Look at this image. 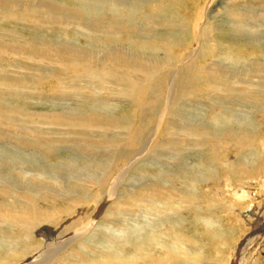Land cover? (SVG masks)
Listing matches in <instances>:
<instances>
[{"label":"bare ground","instance_id":"6f19581e","mask_svg":"<svg viewBox=\"0 0 264 264\" xmlns=\"http://www.w3.org/2000/svg\"><path fill=\"white\" fill-rule=\"evenodd\" d=\"M27 1L0 0V27L8 36H0V94L8 90L0 95V127L16 147L12 155L0 153V264L233 263L238 242L249 232L242 221L251 224L240 214L251 208L264 214V12L251 18L246 5L229 8L226 0L224 15L211 17L213 0H189L188 19L182 8L187 0H150L156 14L144 12L135 0ZM154 18V36L146 42L141 24ZM25 21L56 28L59 40L37 31L18 34L13 26ZM209 52L213 62L204 65L205 73L198 70L204 75L195 79L200 88L194 95L196 85L184 77L192 76ZM11 56L18 58L14 67L20 73L1 68ZM173 66L179 74L174 80V71L168 79L154 75ZM48 83L60 95L89 92L92 101L79 97L78 109L34 112L28 102H40L38 94ZM150 98L153 104L147 103ZM154 104L155 121L148 115L139 121L137 107L146 111ZM159 115L171 119L155 130ZM33 122L57 135L42 136L21 125ZM91 132L90 143L84 140L64 156L73 159L57 164L70 174L61 175L42 159L26 166L17 151L42 148L45 160L65 149L70 134L84 138ZM165 138L180 139L184 146H166ZM130 145L136 149L128 155ZM161 148L167 154L159 162L156 184L145 183L143 175L128 184V172L138 161L158 165ZM96 153L100 157L89 162ZM111 195L112 206L87 231L88 213L80 214L88 200ZM126 211L154 216L138 217L126 232ZM228 216L238 223L225 225ZM145 219L150 221L140 222ZM81 224L87 234L74 232ZM53 235L59 239L50 243ZM47 246L50 250L41 253ZM260 253L264 240L248 257Z\"/></svg>","mask_w":264,"mask_h":264},{"label":"rangeland","instance_id":"374dc122","mask_svg":"<svg viewBox=\"0 0 264 264\" xmlns=\"http://www.w3.org/2000/svg\"><path fill=\"white\" fill-rule=\"evenodd\" d=\"M23 3H22V2ZM33 3H38V2H40V1H43V0H31ZM136 1V3H139V4H141V5H144V12H148V13H150V14H156L157 12H154L151 8H149L148 7V4L150 3V0H135ZM230 1V0H229ZM16 2H17V0H16ZM18 2L20 3L21 2V4H24V3H26V2H28L27 0H18ZM225 3H226V0H213V2H212V5H211V8H210V13H209V16H211V17H215V16H222V15H224V8H225ZM188 4H190V1L189 0H187L184 4H183V6H182V8L186 11V14H185V16L189 19V16H191V15H189V12H188V10L189 9H187V8H185V6L186 5H188ZM229 8H231V6H238V7H241L242 8V5H246L245 6V8H247V9H249V12H247V10H246V12L248 13V15L247 16H250L251 18H252V16H251V14H253V16H256V15H258V16H256V17H258L259 18V15H263V13L262 12H264V0H231L230 2H229ZM259 12V13H258ZM128 15V14H127ZM137 16H139V15H137ZM220 16V17H221ZM194 19V18H193ZM158 19H148V20H144L143 21V23L141 24V35H143L144 37H145V40H146V42L147 41H149V40H151L152 38H153V36H154V31H155V28H153V26H152V22H156ZM203 20H205V18L203 19ZM202 20V22H200V24L201 23H203L204 21ZM189 21H192V18L189 20ZM213 22V24H218L220 21L219 20H213L212 21ZM32 25V26H31ZM52 25H55V24H52ZM35 26V27H34ZM200 26V25H199ZM15 29V31H17L18 32V34H26V35H29L31 32H33V31H37L36 33H38V34H40V37H44V38H49V39H52V40H59V37H60V35L58 34V31H57V29L56 28H54V29H52V30H47L46 29V27L40 22V21H34V22H30V21H25V22H23V24L20 22V25H17V26H13ZM31 27V28H30ZM149 29H151V33H148L146 30H149ZM4 30H5V26L3 27H0V36L2 37V38H7L8 36L5 34V32H4ZM47 30V31H46ZM156 30L157 31H159V32H162V33H165V31L161 28V27H159V26H156ZM54 31H56V32H54ZM2 34V35H1ZM179 53H178V52ZM176 52H177V54H178V56L179 55H181V53H183V51H185V48L183 47L181 50H177ZM89 53L91 54L92 52H91V50H89ZM127 59H130V61H132V59H131V57L128 55L127 57H126ZM7 60H8V63H5V64H3V65H5L4 67H2L1 66V68H4L5 70L6 69H8L7 71H11V72H19V71H16L17 69L14 67V65L15 66H17L18 64H19V60H18V58H16V57H13V56H11V57H8L7 58ZM11 61V62H10ZM184 63H186V61H183ZM182 62V63H183ZM211 62H213V56H212V54H211V52H209V53H207V54H203L200 58H199V65L195 68V69H193V75L192 76H190L189 74H186L185 75V77H184V82H189V81H191V82H194V84L196 85V89H195V92H194V95L197 93V91H198V89L200 88V85L198 86V84H197V82H196V80L195 79H198V78H201L203 75H201V74H199L198 72V70L199 69H202L203 70V67H204V65H206V64H209V63H211ZM18 63V64H17ZM6 65H7V67H6ZM28 65H30V66H32V67H37V64L35 65V64H28ZM180 65H182V64H180ZM10 68V69H9ZM12 68V69H11ZM13 70V71H12ZM155 71V70H154ZM172 71H174L173 72V80L175 79V77H176V74L177 75H179L178 74V72H177V70H176V68L173 66V67H170V68H165V69H163V70H161L160 72H157L156 73V71H155V73H154V75H161L162 74V77L163 78H166V79H168V76H169V73L170 72H172ZM204 71V70H203ZM143 73H147V72H145V71H142ZM20 73V72H19ZM141 74V76H142V78H144L146 75L145 74ZM204 73H205V71H204ZM177 79V78H176ZM45 86V87H44ZM173 87H174V84L172 85ZM47 87H49L48 89H46ZM42 93L40 92V94H38V97L39 98H41V100H40V102L39 101H37V100H30L29 102H28V108H33L34 109V112H41V111H47V110H49V111H55V110H60V109H62V107L64 108V110H69V109H78L77 108V106H76V102H77V100L79 99V97L80 98H87V99H90L91 101H92V96H91V94L89 93V92H85V93H83V94H81V95H78L79 97H74L73 95L71 96V95H60L61 93H55V92H53V90H50V88L51 89H53L52 88V86H51V84L50 83H48V85H43L42 86ZM149 90L151 91L152 90V88L151 87H149ZM25 91H27V88H25ZM164 91V90H163ZM163 91L161 92V93H163ZM168 91V90H167ZM52 93H54V95L52 94ZM161 93H160V95H161ZM8 94V90H6L5 92H3L2 94H0V95H7ZM43 94V95H42ZM47 94V95H46ZM148 95L150 96V93H148ZM59 96H61V97H59ZM51 97V98H50ZM53 97V98H52ZM167 98V97H166ZM164 99H165V97H164ZM49 102H48V101ZM53 100H55L54 102H52ZM69 100V101H68ZM58 103H57V102ZM47 102V103H46ZM161 102V101H160ZM188 102V104H191L190 102H192V100H188L187 101ZM187 102H185L184 104H183V106H182V110L184 111V109H186L185 110V112L187 111V106H185V104L187 103ZM46 103V104H45ZM60 103V104H59ZM147 103L148 104H153V99L152 98H150L148 101H147ZM163 103H164V100H163ZM162 103V104H163ZM95 104V103H94ZM160 104V103H159ZM158 104V105H159ZM193 104V103H192ZM40 105V106H39ZM65 105V106H64ZM145 105H147V104H145ZM52 106V107H51ZM148 106V105H147ZM147 106H145V108L147 107ZM166 105H165V103H164V105L161 107L163 110H165V107ZM76 107V108H75ZM154 107H155V104L154 105H152L151 107H149L146 111H144V110H142L141 108H138L137 107V119L140 121L142 118H144V116L145 115H148L149 117H150V120L149 121H151V122H154L155 120H152L151 119V116L154 114ZM165 107V108H164ZM59 108V109H58ZM158 109V107H156V110ZM110 110H103V112L104 113H107V112H109ZM184 112V113H185ZM125 113V112H124ZM116 114V113H115ZM156 114H157V112H156ZM117 116H119L118 114H116ZM38 118V116L37 117H35L34 119H37ZM160 120L158 121V124H157V127L155 128V130L159 127V125L161 124V123H165V122H167V121H169V118L171 119V115L169 116V118H167V116L166 117H162L161 115H159V117H158ZM22 126H24V125H28L27 127L28 128H33V129H36V130H39V131H41L42 132V136H49V137H51V138H55V136L57 135V134H55V133H53V132H57L56 130H54V129H52V128H50L49 126H47V125H43L42 123H38V122H33V123H29V124H21ZM35 126V127H34ZM1 128L2 127H0V134L2 133V134H4L5 133V136H3V140H1V143H0V153H4V152H6L7 153V155H12V152H13V149H12V147H15V146H13L12 144H11V142H10V139H9V133H7L3 128H2V130H1ZM6 128H12V127H7L6 126ZM47 128V129H46ZM75 135H77V134H75V133H72V134H70L69 136H68V138H69V143H67V142H65L64 143V145L66 146L65 147V149H63V150H61V151H59V154L58 155H56V154H51L47 159H45V160H43V158H42V156L44 155V153H40L41 152V150H42V148H39L37 151H35V153H34V150H29V149H27L25 146L23 147L24 149H17V151L18 152H20V153H22V155H20L19 157L21 158V160L23 161V163H26V166L28 165V164H31L32 162H35V161H37L36 163H38L39 164V162L41 163V159H42V163L43 162H45L46 160L48 161V164H50V167L51 168H53V169H55V168H57V172H59L61 175H63L64 173H66V174H70L71 173V171L69 172V169H66V168H61V167H59L57 164H65V163H67V161L69 160V159H73V158H66V157H64L65 156V154L67 153V152H73V147L74 148H78L79 149V146H82L81 144L84 142V140H86V142L87 143H90V141L93 139V133L91 132V133H88L87 134V136L86 137H84V138H82V136L81 135H77V137L75 136ZM106 135H108V133H106ZM26 137H28V135H26ZM87 138V139H86ZM73 140V141H72ZM74 140H76L75 142L78 144V143H80V144H76L75 142H74ZM77 140H78V142H77ZM70 141H72V142H70ZM164 141H165V145L166 146H171V145H173V144H175V143H177V142H179V144L181 145V146H184L183 145V143L181 142V140L180 139H178V141H173V140H171L170 138H165L164 139ZM7 142V143H6ZM33 142H36V141H33ZM75 144H74V143ZM37 144H39L38 142L35 144V145H37ZM72 144V145H71ZM71 146V148H68V146ZM69 146V147H70ZM5 148H7V150L5 149ZM16 148V147H15ZM132 148V149H131ZM67 149H68V151H67ZM130 150H128V155H131V152L130 151H133V150H135L136 149V146H131L130 145V148H129ZM154 149L156 150V146L154 147ZM107 151L108 149H107V147H103V149L101 150V151ZM27 151H28V153H27ZM33 151V152H32ZM125 151H126V149H125ZM93 151L92 150H90V153H92ZM30 153V154H29ZM40 153V154H39ZM98 154H100V152H97ZM97 153H96V155H93L88 161L90 162V161H92L95 157L96 158H99L100 156L99 155H97ZM159 153L161 154V156H160V160H158V161H156L157 163H158V165H156V163H147L146 161L147 160H145V161H141V162H139L138 161V163H136L135 165H134V169L132 170V171H129L128 172V177H127V180H128V184H132L133 182H134V179H135V177H136V175H140V176H142L143 175V181L145 182V183H147V184H156V176L158 175V173H159V169H160V161H161V158L163 157V155L165 154H167L165 151L163 152V148H161V150L159 151ZM24 154V155H23ZM29 154V155H28ZM92 154H94V153H92ZM32 155V156H31ZM234 155V154H233ZM36 156H37V158H36ZM33 157V159H31ZM25 158V159H24ZM38 158H39V160H38ZM64 158V159H63ZM28 161V162H27ZM132 162H133V160H132ZM132 162H130V164L132 163ZM87 161H82L80 164L81 165H87ZM121 163V162H120ZM144 163H145V165H144ZM79 164V165H80ZM53 165V166H52ZM16 167H18V166H20V165H15ZM60 168L62 169V171H59L60 170ZM82 168V167H81ZM65 170H66V172H65ZM68 170V171H67ZM68 172V173H67ZM115 172V171H114ZM114 172H112V173H114ZM82 175V172L80 171L79 172V175ZM113 175V174H112ZM12 176V175H11ZM83 176H86V175H83ZM13 177V176H12ZM62 177V176H61ZM13 178H15V177H13ZM127 180H126V183H127ZM247 180L250 182V183H253L254 182V180L251 178V177H247ZM130 181V182H129ZM82 182V181H81ZM80 182V183H81ZM72 183H73V181H72ZM31 187L33 186V184H29ZM50 189V188H49ZM251 189V186H248L247 188H246V190H250ZM237 195V194H236ZM115 198V196L114 195H111L110 197H107V198H102V196L101 197H96L95 199H92L91 201L90 200H88L89 202H87L88 204L85 206V207H87L86 209H83L82 210V212H81V214H80V216L82 217V216H84L86 213H88V219H86V221L87 220H89L88 222H87V226L86 225H84L85 227H87V231H90L94 226H95V224L104 216V215H106V210H107V208H109L110 206H112V203H113V201H114V198ZM101 199V200H100ZM262 202L264 203V198H262ZM93 203V204H92ZM105 205V206H104ZM108 205H110V206H108ZM92 206V207H91ZM106 208V209H105ZM87 210V211H86ZM105 210V211H104ZM86 211V212H85ZM255 211V209L254 208H251V209H248V210H246V211H244V212H242L241 214H240V216H245V218H248V220L250 221V223L251 224H249L248 222L246 223L244 220L242 221V222H244L246 225V227L247 228H249V232H245V235H244V238H243V236H242V238H241V240H240V242H238V246L236 247V249H235V251H234V253H233V263H231V264H264V262H261V260L264 258V254H262V253H260L258 256L257 255H255V256H253V257H248L249 255H252L253 254V250L254 249H256L257 248V246L258 245H260L261 243H262V241L264 240L263 238H264V214H258V213H256V212H254ZM128 214H126L125 215V217L124 218H122V224H123V226H124V228H125V230H126V232L128 231V228L133 224V222H134V220L135 219H137L138 217H141V216H143V215H147V216H149V217H153L154 215L153 214H151V213H149V212H147V211H135V212H133V214H131V212H129V211H126ZM148 214H151V215H148ZM137 216V217H136ZM117 217H120L119 215H117ZM156 218V217H155ZM258 218V219H257ZM232 219H233V217H226V219H225V217L223 218V222H224V224L225 225H232L233 223H235V222H237L238 223V219L236 220V221H232ZM149 219H145V220H143V222L142 221H140L141 223H143V224H146V222L148 221ZM150 221V220H149ZM91 223V224H90ZM83 224H81L80 226V228L78 229H76V230H74V232H76L77 230V233H78V235H80V233L79 232H83L84 234L86 233L87 234V231L86 230H83L84 229V226H82ZM250 226V227H249ZM82 228V229H81ZM80 230V231H79ZM86 231V232H85ZM74 232H72V233H74ZM82 232H81V234H82ZM68 233H70V232H68ZM83 234V235H84ZM73 235V234H72ZM121 234H119V232H116L115 234H114V238H118L119 236H120ZM57 237H59L58 236V234L56 235ZM55 235H53L52 237H51V241H50V243H55V241L56 240H58L59 238H57ZM71 236V235H70ZM54 238H56L55 240H54ZM107 239L108 238H106L105 239V243H107ZM54 240V241H53ZM62 241V239L60 240V242ZM77 241V240H76ZM247 245V246H246ZM49 246V245H48ZM48 246L45 248H42L43 249V251L41 252V253H43V252H45V251H47V250H50L49 248H48ZM244 246H246L245 248H244ZM47 249V250H46ZM204 249H205V253H207V251H206V248H203V253H204ZM241 250H242V252H241ZM244 250V251H243ZM39 251V250H38ZM237 252V253H236ZM33 254V253H32ZM32 254L30 255L31 257H32ZM34 254H36V253H34ZM33 254V255H34ZM235 256V257H234ZM31 257H28V260L31 258ZM235 258H237V259H235ZM239 258V259H238ZM259 258V259H258ZM243 259H245V260H243ZM248 259V260H247ZM25 261H27V260H25ZM24 261V262H25ZM235 261V262H234ZM243 262V263H242Z\"/></svg>","mask_w":264,"mask_h":264}]
</instances>
